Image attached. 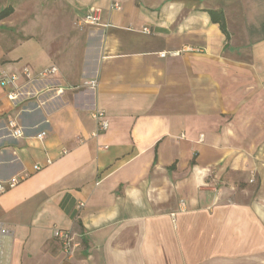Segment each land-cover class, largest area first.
<instances>
[{"label": "crops", "instance_id": "1", "mask_svg": "<svg viewBox=\"0 0 264 264\" xmlns=\"http://www.w3.org/2000/svg\"><path fill=\"white\" fill-rule=\"evenodd\" d=\"M8 8L0 182L18 183L0 193V264H61L55 228L81 239L69 264H264V0H0ZM90 8L100 24L79 30ZM51 67L30 88L63 93L9 100L24 69ZM101 108L110 127L94 137Z\"/></svg>", "mask_w": 264, "mask_h": 264}, {"label": "built area", "instance_id": "2", "mask_svg": "<svg viewBox=\"0 0 264 264\" xmlns=\"http://www.w3.org/2000/svg\"><path fill=\"white\" fill-rule=\"evenodd\" d=\"M114 7L120 9L118 4H114ZM100 19H101V10L99 8H90L89 11L86 12L83 16L77 18L74 23L79 30H83L87 26H98L100 24ZM187 51L197 52L198 50L193 48H188ZM171 55H180V52L172 53ZM166 56H167L166 53L161 54V57H166ZM57 73H58V67H51L43 70V72H41L38 75V77L34 78L30 69H24L23 75L27 79L24 84L22 85L17 84L19 80V76L17 75H13L11 77L5 76L2 82L4 85L17 84L14 91L8 94L9 100L13 104H17L29 100L30 98L38 97L44 93H48V94L54 93V95L57 96L63 93L64 91L63 87H61L60 85H56L55 83L49 84L47 87L41 90L36 88H30V85H34V83L37 80H44L49 76L56 75ZM97 87H98L97 80L87 81L82 86L83 89L88 88L90 90H95ZM91 117L94 120V122H96L97 124L96 130L92 133V136L98 137L99 135H102V133H105L109 129L110 121H108V116L104 109L101 108V109L92 110ZM7 124L11 137L17 139L18 137L24 135L23 128L20 127L19 124H17L13 119L11 118L8 119ZM45 136H46V132H41L37 135V138L43 140L45 139ZM36 169L40 170L41 167H36ZM17 183L18 181H13L5 185L0 182V193H4L7 189L15 187ZM78 207L83 208L84 203L83 202L79 203ZM0 233L3 236L11 234L8 229L5 230L2 226H0ZM53 236H55V239L60 243L61 249L64 252V258L61 264H69L70 261L76 255L77 249H79L82 245L81 239L79 238L78 235L76 236L69 230H64V229L61 230L58 228L54 229Z\"/></svg>", "mask_w": 264, "mask_h": 264}, {"label": "trees", "instance_id": "3", "mask_svg": "<svg viewBox=\"0 0 264 264\" xmlns=\"http://www.w3.org/2000/svg\"><path fill=\"white\" fill-rule=\"evenodd\" d=\"M209 13H210L211 19H213L214 22L218 23L220 25L222 32L225 33V35L229 37V33L226 27V22H225L222 12L212 10ZM11 14H13L12 8L5 9L0 13V19L9 17Z\"/></svg>", "mask_w": 264, "mask_h": 264}]
</instances>
